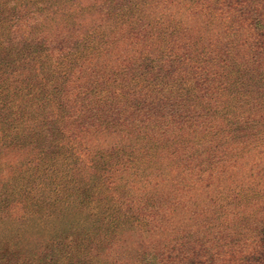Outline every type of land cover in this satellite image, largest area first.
<instances>
[{
	"label": "trees",
	"instance_id": "obj_1",
	"mask_svg": "<svg viewBox=\"0 0 264 264\" xmlns=\"http://www.w3.org/2000/svg\"><path fill=\"white\" fill-rule=\"evenodd\" d=\"M13 222L0 264H264V0H0Z\"/></svg>",
	"mask_w": 264,
	"mask_h": 264
},
{
	"label": "rangeland",
	"instance_id": "obj_2",
	"mask_svg": "<svg viewBox=\"0 0 264 264\" xmlns=\"http://www.w3.org/2000/svg\"><path fill=\"white\" fill-rule=\"evenodd\" d=\"M44 224L48 225L49 229L44 228L45 235L53 233L52 224L49 222H45ZM23 226H20L16 223H10L4 226V229L0 231V246L5 244H13L18 240V237L16 236V233H18L20 230L22 231ZM30 228H28L26 235L28 234ZM28 245V244H27Z\"/></svg>",
	"mask_w": 264,
	"mask_h": 264
}]
</instances>
